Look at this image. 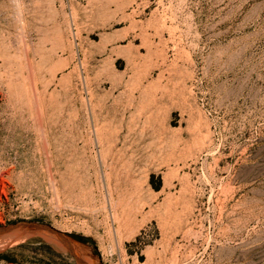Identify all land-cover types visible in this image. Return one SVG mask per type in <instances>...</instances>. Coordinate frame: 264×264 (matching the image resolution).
Wrapping results in <instances>:
<instances>
[{
	"label": "rangeland",
	"instance_id": "obj_1",
	"mask_svg": "<svg viewBox=\"0 0 264 264\" xmlns=\"http://www.w3.org/2000/svg\"><path fill=\"white\" fill-rule=\"evenodd\" d=\"M0 31V227L90 264H264V0H0ZM0 264L77 263L31 237Z\"/></svg>",
	"mask_w": 264,
	"mask_h": 264
},
{
	"label": "water",
	"instance_id": "obj_2",
	"mask_svg": "<svg viewBox=\"0 0 264 264\" xmlns=\"http://www.w3.org/2000/svg\"><path fill=\"white\" fill-rule=\"evenodd\" d=\"M31 237H41L75 258L77 264H90L79 254L81 248L71 236L56 230L51 225L37 222H18L0 227V251Z\"/></svg>",
	"mask_w": 264,
	"mask_h": 264
},
{
	"label": "bare ground",
	"instance_id": "obj_3",
	"mask_svg": "<svg viewBox=\"0 0 264 264\" xmlns=\"http://www.w3.org/2000/svg\"><path fill=\"white\" fill-rule=\"evenodd\" d=\"M2 4H3V2H2ZM5 9V8H4ZM8 13V12H7ZM32 19V18H31ZM31 21V20H30ZM9 29V28H8ZM3 30V29H2ZM1 30V31H2ZM0 31V60L2 61L3 60V62L4 61H7L8 62V60H6V59H9L8 57L9 56H14V55H10V53H11V50L8 48V46H7V44H6V37H4L1 33H3V32H1ZM7 31V30H6ZM9 31V30H8ZM5 33H7V32H5ZM9 33V32H8ZM9 41H10V39H9ZM11 44V43H10ZM20 49V48H19ZM15 51V50H14ZM13 53V52H12ZM13 54H16V56H18V54L17 53H13ZM8 56V57H7ZM7 57V58H6ZM13 58V57H12ZM15 60H16V57L14 58ZM13 60V59H12ZM11 61V60H10ZM11 63V62H10ZM16 63V62H15ZM0 64H1V62H0ZM7 64V63H6ZM8 65V64H7ZM1 66H2V64H1ZM1 66H0V70H1ZM4 66H6V65H4ZM4 66H2V67H4ZM6 68V67H5ZM4 68V69H5ZM9 68V67H8ZM3 69V70H4ZM5 70H8V69H5ZM2 72V71H1ZM6 73V71H4V73L3 74H5ZM2 75V74H1ZM1 75H0V77H1ZM6 75H7V73H6ZM87 260V259H86Z\"/></svg>",
	"mask_w": 264,
	"mask_h": 264
},
{
	"label": "flooded vegetation",
	"instance_id": "obj_4",
	"mask_svg": "<svg viewBox=\"0 0 264 264\" xmlns=\"http://www.w3.org/2000/svg\"><path fill=\"white\" fill-rule=\"evenodd\" d=\"M73 240L82 248L88 247L87 243L84 239L78 238V237H72Z\"/></svg>",
	"mask_w": 264,
	"mask_h": 264
}]
</instances>
